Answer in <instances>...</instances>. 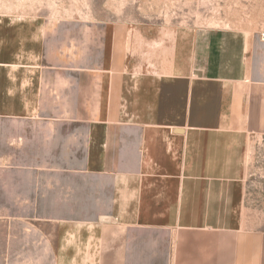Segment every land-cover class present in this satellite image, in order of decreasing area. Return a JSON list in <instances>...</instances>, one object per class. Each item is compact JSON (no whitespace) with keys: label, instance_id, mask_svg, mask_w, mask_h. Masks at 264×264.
Instances as JSON below:
<instances>
[{"label":"crops","instance_id":"1","mask_svg":"<svg viewBox=\"0 0 264 264\" xmlns=\"http://www.w3.org/2000/svg\"><path fill=\"white\" fill-rule=\"evenodd\" d=\"M102 40L75 74L0 59V264H264V219L241 223L243 156L224 147L235 137L223 145L214 137L228 129L200 124L134 130L129 114H107L112 98L139 106L140 79L105 67ZM253 75L241 128L263 136L264 62ZM144 87L146 105L165 103ZM65 100L86 113L43 118Z\"/></svg>","mask_w":264,"mask_h":264},{"label":"rangeland","instance_id":"2","mask_svg":"<svg viewBox=\"0 0 264 264\" xmlns=\"http://www.w3.org/2000/svg\"><path fill=\"white\" fill-rule=\"evenodd\" d=\"M262 32L264 0H0V59L35 57L47 74H75L86 68L82 64L95 62L103 34L105 67L129 70L140 79L139 106L126 112L112 98L107 114L115 119L120 111L129 114L127 120L135 118L133 129L140 131L199 124L228 129L219 128L214 138L220 136L224 145L235 137L236 147H224L230 157L243 156L240 214L246 228L264 219V135L241 128L250 76L258 61L264 62ZM147 82L155 83V102L163 105H146L153 101L145 94ZM58 105L43 118L86 113L68 110L67 100ZM195 113L205 118L197 125ZM229 128L237 134L226 133Z\"/></svg>","mask_w":264,"mask_h":264},{"label":"built area","instance_id":"3","mask_svg":"<svg viewBox=\"0 0 264 264\" xmlns=\"http://www.w3.org/2000/svg\"><path fill=\"white\" fill-rule=\"evenodd\" d=\"M261 38L264 39V32L261 33Z\"/></svg>","mask_w":264,"mask_h":264}]
</instances>
